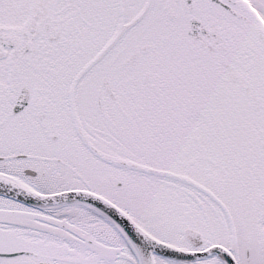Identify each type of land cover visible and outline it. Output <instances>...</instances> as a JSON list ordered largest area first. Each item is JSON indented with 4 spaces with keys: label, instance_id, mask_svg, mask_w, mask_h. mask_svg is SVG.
I'll use <instances>...</instances> for the list:
<instances>
[{
    "label": "snow or ice",
    "instance_id": "1",
    "mask_svg": "<svg viewBox=\"0 0 264 264\" xmlns=\"http://www.w3.org/2000/svg\"><path fill=\"white\" fill-rule=\"evenodd\" d=\"M0 264H264V0H0Z\"/></svg>",
    "mask_w": 264,
    "mask_h": 264
}]
</instances>
